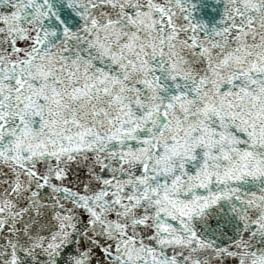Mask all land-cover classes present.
Wrapping results in <instances>:
<instances>
[{
	"label": "snow or ice",
	"instance_id": "snow-or-ice-1",
	"mask_svg": "<svg viewBox=\"0 0 264 264\" xmlns=\"http://www.w3.org/2000/svg\"><path fill=\"white\" fill-rule=\"evenodd\" d=\"M0 264H264V0H0Z\"/></svg>",
	"mask_w": 264,
	"mask_h": 264
}]
</instances>
